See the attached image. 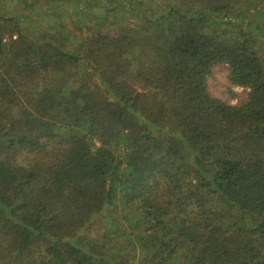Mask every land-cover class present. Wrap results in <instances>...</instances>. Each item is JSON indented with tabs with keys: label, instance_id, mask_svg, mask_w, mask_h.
Segmentation results:
<instances>
[{
	"label": "trees",
	"instance_id": "16d2710c",
	"mask_svg": "<svg viewBox=\"0 0 264 264\" xmlns=\"http://www.w3.org/2000/svg\"><path fill=\"white\" fill-rule=\"evenodd\" d=\"M241 1L264 0H69L94 21L75 44L0 14V264H264V26ZM218 63L244 100L210 94Z\"/></svg>",
	"mask_w": 264,
	"mask_h": 264
},
{
	"label": "rangeland",
	"instance_id": "374dc122",
	"mask_svg": "<svg viewBox=\"0 0 264 264\" xmlns=\"http://www.w3.org/2000/svg\"><path fill=\"white\" fill-rule=\"evenodd\" d=\"M60 1L62 3H59ZM155 1L158 4L167 0ZM86 2L90 4V0H86ZM73 5L74 3H70L69 0H0V14L18 16L21 19V24L31 32L32 37H38L39 32L46 31L57 38L61 37L63 44H75L92 34L94 21L91 20V16L74 10ZM92 12L99 14L102 12V6L93 7ZM231 13L230 18L234 23L238 24L246 15L251 14L248 20L252 19L264 26V1L255 5L241 1L231 10ZM118 15L121 16L120 13ZM219 28L229 34L235 29L233 25L225 23L221 24ZM258 41L262 43L260 48L264 50V40L258 39ZM228 72L229 66L226 63L216 64L210 76L207 77L208 89L212 96L228 101L230 104H236L246 98L248 88L229 84ZM114 205H116V201L106 211V214L119 217V209ZM105 222L109 223L110 220H105ZM120 224L121 229L128 225L125 220ZM102 225L104 227L101 228L102 230L107 229L103 223ZM95 233L92 234L96 235Z\"/></svg>",
	"mask_w": 264,
	"mask_h": 264
}]
</instances>
